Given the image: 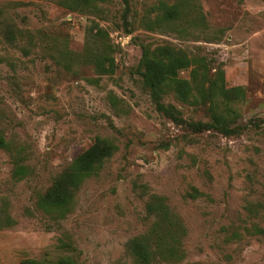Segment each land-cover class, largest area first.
I'll use <instances>...</instances> for the list:
<instances>
[{
  "label": "rangeland",
  "instance_id": "374dc122",
  "mask_svg": "<svg viewBox=\"0 0 264 264\" xmlns=\"http://www.w3.org/2000/svg\"><path fill=\"white\" fill-rule=\"evenodd\" d=\"M67 3L0 0L27 34L15 45L0 33V133L9 143L0 149V264L62 255L134 264L126 244L154 226L153 194L181 239L178 258L154 264H264V0ZM164 4L178 5V18L161 19ZM166 43L205 62L197 81L181 72L194 97L168 89L165 102L191 121L222 113L241 133H194L157 112L140 62L144 47ZM89 52L114 57L115 71L99 73ZM217 69L240 90L203 102ZM97 138L118 148L82 181L71 209H41L56 175Z\"/></svg>",
  "mask_w": 264,
  "mask_h": 264
},
{
  "label": "trees",
  "instance_id": "16d2710c",
  "mask_svg": "<svg viewBox=\"0 0 264 264\" xmlns=\"http://www.w3.org/2000/svg\"><path fill=\"white\" fill-rule=\"evenodd\" d=\"M108 0H67L71 8L85 10L90 9L98 2ZM73 4V5H72ZM180 15L178 5L164 4L162 18L171 21ZM99 28L97 35L102 34ZM0 33L7 42L18 45L26 38V31L16 25L13 18L0 8ZM23 49H25L23 47ZM95 64L101 74H109L115 71L114 57L105 53L89 52L87 55ZM205 59L194 57L182 48L171 43L158 45L154 48L144 47L140 62L141 76L144 89L150 98L157 112L170 119L179 126L188 128L194 133H201L208 130L217 131L225 136H233L241 133V125H233L232 120L222 113H215L209 121H191L185 118L173 105L165 102L164 95L168 89L173 90L177 96L185 101L193 98L192 84L181 72L191 69L193 80L199 69L203 66ZM209 94L205 95L204 101H215L221 94L224 98L234 97L233 91L239 92L240 88H227L225 84L224 71L217 69L214 78L210 79ZM197 100V101H196ZM195 102H198L196 99ZM256 126H261L255 121ZM9 143L3 134L0 133V149H8ZM117 145L109 139L97 138L93 145L79 153L71 164L62 172L56 175L48 190L38 199V205L48 213H54V217H64L71 209L72 199L82 181L92 175L101 163L111 157L117 150ZM23 165H19L18 174L22 172ZM147 210L150 216L155 219L154 226L146 234H139L128 240L126 248L132 257L134 264H154L156 259L175 260L179 255L181 239L176 228L174 215L161 195H151ZM162 228V229H161ZM67 247L70 245L63 242ZM21 264H78L76 259L70 255L59 256L50 263L45 259L29 258Z\"/></svg>",
  "mask_w": 264,
  "mask_h": 264
}]
</instances>
